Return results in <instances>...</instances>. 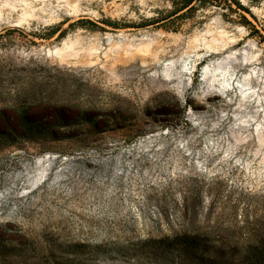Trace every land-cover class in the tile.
Instances as JSON below:
<instances>
[{
  "label": "rangeland",
  "instance_id": "1",
  "mask_svg": "<svg viewBox=\"0 0 264 264\" xmlns=\"http://www.w3.org/2000/svg\"><path fill=\"white\" fill-rule=\"evenodd\" d=\"M237 1L0 0V264H264V99L237 84L264 0Z\"/></svg>",
  "mask_w": 264,
  "mask_h": 264
},
{
  "label": "bare ground",
  "instance_id": "2",
  "mask_svg": "<svg viewBox=\"0 0 264 264\" xmlns=\"http://www.w3.org/2000/svg\"><path fill=\"white\" fill-rule=\"evenodd\" d=\"M228 59V64L231 65V67H233V73L235 71H237L242 65H244V63L250 61L251 56H249L246 52H243V54L240 57H237L236 55H229L227 56ZM217 68H220V66L218 65ZM264 73H262L261 70L257 71L252 69L250 71V73L244 74L243 76V80H244V84L243 85H247L249 86V89H251V94L249 93V91H245L242 89V86L240 85V82H237V84H239V98H238V107L239 109H243L245 111V109L248 107V105L251 103L250 99L252 98L253 95L258 94V90L256 88V86H258V88H260V93L257 95L256 101L259 102L261 100V95L264 99V79H263ZM215 76L212 75L210 78V81H213L215 78ZM262 84L261 86H259V84ZM230 84H227V82H225V84H223V87L220 89L221 92H227L229 89ZM258 110H255L251 116L252 117H256L255 115L257 114Z\"/></svg>",
  "mask_w": 264,
  "mask_h": 264
},
{
  "label": "trees",
  "instance_id": "3",
  "mask_svg": "<svg viewBox=\"0 0 264 264\" xmlns=\"http://www.w3.org/2000/svg\"><path fill=\"white\" fill-rule=\"evenodd\" d=\"M230 2H236L239 9L247 11L237 0H173V9H171L168 16L180 17L195 9L197 6L206 5L207 3H215L214 5L219 6H230ZM241 15L245 18L243 14Z\"/></svg>",
  "mask_w": 264,
  "mask_h": 264
}]
</instances>
